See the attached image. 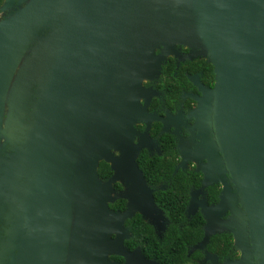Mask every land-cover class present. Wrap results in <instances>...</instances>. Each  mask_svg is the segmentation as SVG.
Listing matches in <instances>:
<instances>
[{"label": "water", "instance_id": "water-1", "mask_svg": "<svg viewBox=\"0 0 264 264\" xmlns=\"http://www.w3.org/2000/svg\"><path fill=\"white\" fill-rule=\"evenodd\" d=\"M178 45L207 58L216 78L199 84V168L204 187L223 190L213 205L191 194L187 214L201 207L205 217L196 247L228 231L239 257L223 264H264V0H4L0 264H159L128 249L126 221L140 213L165 228L138 162L156 141L136 125L157 118L144 81ZM118 198L124 210L110 206Z\"/></svg>", "mask_w": 264, "mask_h": 264}, {"label": "flooded vegetation", "instance_id": "flooded-vegetation-1", "mask_svg": "<svg viewBox=\"0 0 264 264\" xmlns=\"http://www.w3.org/2000/svg\"><path fill=\"white\" fill-rule=\"evenodd\" d=\"M177 48L179 50V55L170 54L167 56L159 77L154 80L144 81L145 86L152 87L156 91L150 99L147 108L149 112L155 113L157 118L149 120L148 122L142 121L138 123L136 127L139 133L147 131L151 139L156 141V144L151 148H142L139 155L142 151H147L149 155L163 154V152L169 148L173 151L177 161L174 173L178 170H183L195 174L197 180L190 185L189 200L186 206L187 209L192 192L197 194L199 200L206 198L209 205L217 204L223 190V183L218 181L204 187V173L201 168H199V164L202 166L207 161V159L199 158L204 143L202 128L206 127L205 122L200 117V112L198 111L200 96L202 95V90L200 89L199 84L206 88H212L214 86L216 79L214 66L205 57L196 56L193 59L189 58L188 54L190 48L187 46L178 45ZM194 78L196 80H194ZM143 101L144 100H142V102ZM136 140L138 141L139 137H137ZM184 157H186L185 165L176 170ZM227 175L231 182L230 174L227 173ZM156 178L157 177L155 176L151 177L152 184L150 183V179L146 177L148 185L154 190V194L158 190H166L170 186L168 180H160ZM232 185L234 187L233 183ZM114 187L117 191H120L124 186L118 181L114 183ZM233 190H236L235 187ZM126 204L127 200L125 199V206ZM198 209L199 210L191 215H188L185 210V215L188 220L201 214L204 221L202 223L203 235L200 239L188 246L187 251L189 259L184 264H213L210 259H206V254L208 252L217 256L219 264H223L227 259H237L239 257V251L237 249V254L235 256L219 254L217 251H214V249H211L209 244L210 239L204 247H196V245L203 239L205 233V217L201 211V207ZM228 215L229 213L225 217ZM129 219L126 221V226L131 230L132 226L135 225V222L132 224L129 222ZM170 224L168 217L164 229H159L151 224L153 230L148 232L145 236L147 243L143 249L140 244H137L138 240L136 239L132 240L129 244L126 243V241L132 237V231L130 238L126 239L125 244L129 250L141 248L146 258L155 260L159 264H176L174 256L161 253V246L154 245V241L153 245L152 243H149V240L154 238L158 240L157 242H160L165 234L169 233L168 230ZM162 225L163 224H161V226ZM174 225L183 229L182 226H186L187 224L178 223ZM189 233L194 234V232L191 231H189ZM228 233L231 232L221 231L213 235L221 234L223 236ZM112 256L113 260L120 263H124L125 261V258L121 255L116 254Z\"/></svg>", "mask_w": 264, "mask_h": 264}, {"label": "trees", "instance_id": "trees-1", "mask_svg": "<svg viewBox=\"0 0 264 264\" xmlns=\"http://www.w3.org/2000/svg\"><path fill=\"white\" fill-rule=\"evenodd\" d=\"M3 1L0 0V5ZM138 160L146 177L150 179V183H152L151 177L153 176L157 177L156 179L170 182V186L166 190H158L155 193L157 204L163 208L171 223L168 230L169 233H166L160 242H157L158 240L154 238L150 239L149 243L153 245L154 241V245L161 246V253L174 256L176 264H184L189 259L188 246L203 235L202 223L204 219L201 214L192 217L190 220L185 215L190 185L197 180L195 174L183 170H178L174 173L177 161L173 151L169 148L163 154L149 155L147 151H142ZM98 171L104 180L113 174L111 165L106 161L100 162ZM110 206L115 209H125V199H118L111 203ZM129 222L132 224L135 222V225L131 228L132 237L126 243L129 244L136 239L138 240L137 244H140L143 249L147 243L145 236L153 230L152 225L140 213H136L133 218L129 219ZM178 223H186L187 225L182 226L183 229H180V227L174 225ZM189 231L194 232V234L189 233ZM209 244L211 249H214L219 254L232 256L237 254L231 233L223 236L221 234L213 235Z\"/></svg>", "mask_w": 264, "mask_h": 264}]
</instances>
